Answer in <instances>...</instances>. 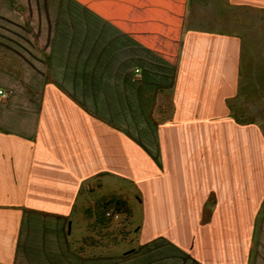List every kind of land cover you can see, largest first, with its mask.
<instances>
[{"label":"crops","instance_id":"1","mask_svg":"<svg viewBox=\"0 0 264 264\" xmlns=\"http://www.w3.org/2000/svg\"><path fill=\"white\" fill-rule=\"evenodd\" d=\"M2 90L0 264H161L177 249L249 264L264 210V0H0ZM96 194L135 195L138 236L89 232L93 213L77 209Z\"/></svg>","mask_w":264,"mask_h":264},{"label":"rangeland","instance_id":"2","mask_svg":"<svg viewBox=\"0 0 264 264\" xmlns=\"http://www.w3.org/2000/svg\"><path fill=\"white\" fill-rule=\"evenodd\" d=\"M63 18H64V16H63ZM78 18H77V21L79 20ZM83 18H85V17H82L80 19V23L83 22ZM75 21H76V19H75ZM36 36H37L36 30L32 29L29 26L28 38L31 40H35ZM47 64L49 66L50 63L48 62ZM139 117H141V116H139ZM216 122L219 123L220 127H222L223 124H225L226 120L222 121V119H216ZM221 123H222V125H221ZM220 127H219V129H220ZM222 136L223 135L217 134L216 137H219L221 139ZM218 155H219L218 152H216L215 158L218 157ZM95 183L98 185L99 184L104 185V184L108 183V179H106L105 177H101ZM111 184L116 185L117 187H120V188L121 187L122 188L126 187L128 189L130 188V190H131V187L128 183L125 184L123 182L117 181V182H113ZM113 197L121 198V195L117 194V195H114ZM107 198L108 197L106 195H100L99 196L98 194H96V196H94L93 199L91 198L90 201L85 203L84 208L77 209L78 210L77 214L80 216V214L82 212V216H83L84 221H85V219L89 220L91 218V213L93 212V210L96 207H98L99 204L105 203L104 201ZM126 200L132 208V210H129L130 215L128 214V212L124 211L125 209L129 208V207H127L128 204L125 203L122 207L123 211L122 210L117 211V213H119L120 216H119V218L113 219V224L111 226L103 227V228L93 227V225L90 224L91 222L87 221V223H88L87 230H89V232H91L92 234L98 233L99 235L108 234L110 236L113 235L114 237L120 236V239H122L123 237H128V236L129 237L130 236H132V237L138 236L139 230H140V225H141V222L143 219L141 204L139 202V199H137V197L135 195H132V194L129 195V197H127ZM107 203H108V206H107L108 209L107 210L116 212L115 205H111V202H107ZM263 214H264V210L261 212V214L258 216V219H257L258 222H257L255 233L253 236V241H252L253 247H252V250L250 252L249 264H264V233L262 230L263 229V226H262ZM178 215L179 214H176L175 218L173 216L172 220L176 219L178 217ZM181 216L177 219V222L179 221V219H181ZM188 218H189L190 225H194L195 231H193V233L195 235L197 234L198 241H200L201 232L203 231V225H204V222L208 220V215H206L205 213H200V214L188 215ZM165 229H169V227H167V226L163 227L162 226V227H160L158 232L161 233ZM161 252H162L161 253V257H162L161 258V264H202L200 261H198V259H196L195 253L192 256L193 258H191L189 256V254H187L185 251H181L180 249H177L176 251L162 250Z\"/></svg>","mask_w":264,"mask_h":264},{"label":"trees","instance_id":"3","mask_svg":"<svg viewBox=\"0 0 264 264\" xmlns=\"http://www.w3.org/2000/svg\"><path fill=\"white\" fill-rule=\"evenodd\" d=\"M20 9V7H18ZM111 202V201H110ZM115 207H116V213L119 210H122L123 205L125 204V201L122 199H115ZM108 203H102L99 204L98 207H96V209L93 210V215H94V222L95 225L98 227H109L113 224V218H111L110 216L106 215V210L108 209ZM130 209L127 208L124 211L128 212V214L130 215ZM123 211V210H122Z\"/></svg>","mask_w":264,"mask_h":264},{"label":"built area","instance_id":"4","mask_svg":"<svg viewBox=\"0 0 264 264\" xmlns=\"http://www.w3.org/2000/svg\"><path fill=\"white\" fill-rule=\"evenodd\" d=\"M9 97V92L8 91H6V90H2V91H0V100H5V99H7ZM106 215L107 216H110L111 218H119V213H116V212H110V210H108L107 212H106Z\"/></svg>","mask_w":264,"mask_h":264}]
</instances>
